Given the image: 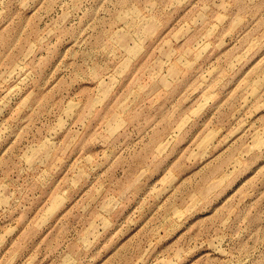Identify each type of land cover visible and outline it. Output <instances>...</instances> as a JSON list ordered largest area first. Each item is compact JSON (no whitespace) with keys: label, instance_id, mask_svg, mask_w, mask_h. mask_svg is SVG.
Segmentation results:
<instances>
[{"label":"rangeland","instance_id":"rangeland-1","mask_svg":"<svg viewBox=\"0 0 264 264\" xmlns=\"http://www.w3.org/2000/svg\"><path fill=\"white\" fill-rule=\"evenodd\" d=\"M0 264H264V0H0Z\"/></svg>","mask_w":264,"mask_h":264}]
</instances>
